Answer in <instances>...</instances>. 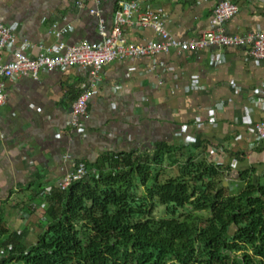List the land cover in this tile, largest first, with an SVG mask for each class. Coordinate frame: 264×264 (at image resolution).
<instances>
[{"label": "crops", "instance_id": "0c3cea01", "mask_svg": "<svg viewBox=\"0 0 264 264\" xmlns=\"http://www.w3.org/2000/svg\"><path fill=\"white\" fill-rule=\"evenodd\" d=\"M76 1L0 0V22L13 27L20 46L27 39L31 46L26 52L34 56L39 44L100 41V20L110 33L122 5L134 1L141 11L161 10L169 33L191 40L210 28L222 0H100V16L91 13L95 2L80 8ZM239 9L224 26L227 34L264 32V0H240ZM137 20L135 14L122 26L129 44L158 40L153 28ZM55 25L73 30L60 39L52 33ZM14 51L4 49V61L14 59ZM221 57L224 62L212 65ZM101 78L92 87L91 71L70 65L43 70L39 80L7 82L8 96L0 106V211L11 229L27 228V245L36 242L46 222L41 206L45 201L33 197L34 192L58 188L76 161L95 163L104 153L184 144L197 158L231 165L225 186L237 180L241 170L257 168L256 176H264V140L254 130L264 117L257 103L264 62L249 57L244 48L117 59L104 66ZM195 78L199 87L190 90ZM88 90L89 113L82 119L86 132L79 134L73 125L74 105ZM231 187L235 192V184ZM31 198L34 211L29 213Z\"/></svg>", "mask_w": 264, "mask_h": 264}, {"label": "trees", "instance_id": "16d2710c", "mask_svg": "<svg viewBox=\"0 0 264 264\" xmlns=\"http://www.w3.org/2000/svg\"><path fill=\"white\" fill-rule=\"evenodd\" d=\"M192 151L104 153L70 188L36 190L46 223L30 245L0 211V264H264V176L241 170L225 186L231 165Z\"/></svg>", "mask_w": 264, "mask_h": 264}, {"label": "built area", "instance_id": "2783aa9c", "mask_svg": "<svg viewBox=\"0 0 264 264\" xmlns=\"http://www.w3.org/2000/svg\"><path fill=\"white\" fill-rule=\"evenodd\" d=\"M95 2L96 7L92 8L91 13L100 16V0H77L76 4L84 8L87 2ZM240 0H222L213 11L210 21V28L200 37L191 40H179L173 37L165 26L163 12L154 7H147L143 11L136 1L124 3L118 12L113 30L108 33L103 20L99 22L101 40L91 42L85 40L76 45H69L61 40L59 44L45 46L39 44L38 52L30 56L26 52L27 46L31 43L25 39L23 46L19 45V36L13 27L0 22V106L5 104L7 93V82L19 80L22 77H30L39 80L43 70H55L62 66L78 65L91 71L93 78L92 87H95L101 78V71L107 64L117 60L141 57H151L158 54H168L172 51L194 52L212 48H244L249 57L256 58L264 62V32L249 33L246 35L227 34L224 26L230 20L236 18L239 12ZM137 14V24L143 27H151L158 34V40L149 42L145 45L129 44L123 37L122 26L131 21ZM73 30L67 26L59 28L55 25L53 34L62 39L66 34ZM15 47V58L4 61L3 50ZM224 59L214 58L212 65L220 64ZM156 67H153V70ZM199 87V80L193 79L190 90ZM238 90V87H235ZM258 106L264 111V80L257 86ZM92 97V90L84 92L74 105L73 125L76 133L84 134L85 127L82 119L89 113V101ZM261 140H264V117L257 123L254 129ZM70 157V156H69ZM90 168L86 161H76L75 168L67 175L65 180L58 186L62 190L78 181L85 179L89 174Z\"/></svg>", "mask_w": 264, "mask_h": 264}, {"label": "rangeland", "instance_id": "374dc122", "mask_svg": "<svg viewBox=\"0 0 264 264\" xmlns=\"http://www.w3.org/2000/svg\"><path fill=\"white\" fill-rule=\"evenodd\" d=\"M176 171H177V168H173V169L170 168L169 175H175L176 174ZM231 189H232V187H231ZM142 192H143V190L141 189V190H139L138 194L141 195ZM165 208H166L165 205L159 204V207H158V209L155 212L156 216L163 217L165 215V210H166ZM45 221H46V219H45Z\"/></svg>", "mask_w": 264, "mask_h": 264}, {"label": "water", "instance_id": "95a60500", "mask_svg": "<svg viewBox=\"0 0 264 264\" xmlns=\"http://www.w3.org/2000/svg\"><path fill=\"white\" fill-rule=\"evenodd\" d=\"M228 184V182L227 181H225V185H227ZM172 219V218H174L173 216H163V217H160V219Z\"/></svg>", "mask_w": 264, "mask_h": 264}]
</instances>
